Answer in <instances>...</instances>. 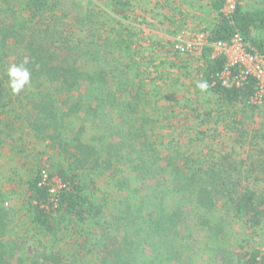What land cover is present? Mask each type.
<instances>
[{
    "label": "trees",
    "instance_id": "obj_1",
    "mask_svg": "<svg viewBox=\"0 0 264 264\" xmlns=\"http://www.w3.org/2000/svg\"><path fill=\"white\" fill-rule=\"evenodd\" d=\"M65 1L0 0V124L10 132L15 131L18 124L17 128L21 129L24 110L28 124L22 129L33 132L37 141L47 143L49 149L57 152L59 160L52 164L51 172L41 167L26 182L25 205L34 230L53 240H58L61 234L69 232L70 236H77L80 232L85 238L82 247L88 245L87 253L93 258L82 264H136L132 253L141 249L144 237L150 241L154 234L158 239L164 232L167 239L173 233L175 237L171 241L174 242L190 238V235L183 237L182 229L176 230L186 219V201L197 204L201 225L213 222L217 204L222 202L229 204L244 228L253 231L260 228L264 223V191L245 183L246 160L221 153L204 161L207 168H199L194 155L175 152V156L170 153L161 157L158 139L149 137L150 132L157 133V120L146 112L139 116L143 93L135 88L130 72L136 68L134 75H141L138 71L140 54L131 46L134 34L124 29L122 23L123 19H129L130 1L109 0L106 4L109 10L104 11L101 7L94 8L91 0L92 7L87 6L86 11L80 7L82 15L66 10ZM223 5L224 0L214 2L218 22L210 30V39L228 41L239 33L264 54V38L256 36V32H264V8L246 10L240 5L230 20L221 14ZM2 15L11 20L9 24L1 19ZM124 30L128 35L123 36ZM162 47L170 48L171 54L182 55L175 46ZM118 50L128 55L127 66L116 64L113 56ZM186 56L197 63L194 87L216 96L219 107L226 109L225 119L236 116L237 108L264 107L252 101L256 91L253 82L239 89H228L221 84L217 76L224 70L226 61L223 57H213L212 48H205L200 56ZM13 65H23L30 73V82L19 93H14L9 86L8 70ZM201 82H206V89L198 87ZM22 100L25 104L19 110L15 104L23 103ZM116 118L118 122H114ZM71 123H75L76 133ZM234 125L238 124L227 123L232 131ZM87 126L103 133L87 141L84 139ZM260 151L264 154V148ZM252 167H255L254 162L249 169H254ZM159 169L173 176L171 183L175 186L169 191L181 195L182 201L177 200L171 214L147 202L151 200L152 191L161 194L165 202L166 194L158 187L161 184L149 183L150 176ZM126 170H131L132 176L128 177L130 173ZM98 173L107 176L113 190L99 186L92 177ZM133 179L137 184L134 193L137 199L132 201L129 192ZM53 180L62 185L56 193L52 190ZM125 191L127 194L122 198L120 193ZM113 212L120 214L109 220ZM177 215L182 220L174 224ZM8 218V211L0 206V264L27 263L25 260L13 262L18 244L15 241L7 244L3 240ZM131 225H135L133 234L129 229ZM122 227L125 228L123 244L114 233V228L120 231ZM99 230L104 232L113 250H117L115 245L119 244L118 253L101 247V239L94 235ZM46 259L53 264H61L62 260L55 254L47 255ZM260 261L264 264V254L255 250L241 255L236 264Z\"/></svg>",
    "mask_w": 264,
    "mask_h": 264
},
{
    "label": "rangeland",
    "instance_id": "obj_2",
    "mask_svg": "<svg viewBox=\"0 0 264 264\" xmlns=\"http://www.w3.org/2000/svg\"><path fill=\"white\" fill-rule=\"evenodd\" d=\"M89 1L91 0H66L65 9L73 15H78L81 13L79 12L81 6L83 11H86L87 6L92 7ZM93 1L94 8L109 10L106 6L109 0ZM129 1L131 3L129 19H123L122 23L124 29L134 34L131 46L140 54L138 71L142 72L136 77L135 68L130 75L135 88L143 93V99L139 104V116L146 112L157 120V133L153 135L150 132L149 137L152 140L158 139L160 156H168L170 153L175 156V152L184 156L194 155L198 158V167L205 169L207 164L204 161L207 158L221 153H231L238 160L247 161L244 167L245 183L264 191V154L260 151L264 148V107L256 110L237 108L236 116L225 119L228 116L226 109L222 110L219 107L216 96L199 92L194 87L197 82L196 61L186 55L171 54L168 50L170 48L166 49L155 43L163 40V46H173L177 39L182 38V31L188 33L202 31L182 29V0ZM242 6L246 10L263 9L264 0H243ZM1 19L6 24L11 21L4 15ZM127 31H122L123 36L128 35ZM256 36L264 38V32H256ZM127 56L125 51L118 50L113 58L117 60L116 64L127 66L130 63ZM110 62L113 65V61ZM22 101L23 103L15 104L19 110L24 107L25 100ZM21 113L24 116L23 126H27V113L24 110ZM28 114L30 116L31 112ZM165 115L169 118L165 119ZM117 119L114 122H118ZM228 122H236L238 125H234L235 129L232 131L231 127L227 126ZM140 123L139 121L138 126ZM74 124L71 123V126L73 131L75 128L76 133L78 129ZM17 127L15 131L10 132L0 124V206L9 213L6 220L8 229L3 240L7 244L10 241L18 244V248L13 252V262L25 260L27 263L23 264H53L46 259L47 255L53 254L62 259L61 264H82L90 261L93 259L92 255L87 253L88 245L82 247L85 238L81 237L80 232L77 236H70L69 232L66 235L61 234L58 240H53L36 232L30 224L27 204L25 205L26 182L33 178L41 167H47L51 172L52 164L59 160L57 152L49 149L47 143L37 141L33 132ZM243 129L247 130V133ZM101 132L91 130L87 126L84 139L89 141L90 138L98 137ZM246 141L254 143L249 145L245 143ZM95 142L99 141L95 139ZM168 149L170 152H167ZM252 162L255 163V167L250 170ZM126 171L130 173L128 177L132 176L131 170ZM92 177L96 178L100 187L113 190V186H110L112 183L110 184L106 175L98 173ZM150 177V185L161 184L163 187H158L166 195L163 202L161 194L152 191L151 200L147 202L150 201L151 206L157 207L161 212L173 213L177 200L182 201L181 195L179 197L169 191L175 186L171 183L173 176L159 169L158 173ZM60 183L53 180L52 190L58 191L61 188ZM135 190L137 184L133 179L129 192L132 201L137 199L134 195ZM126 194L125 191L120 193V196L123 198ZM185 205L186 219L182 220L180 215L174 216V224L181 219L182 223L178 224L176 230L180 232L182 229L183 237L190 235V238L183 241L175 238L174 242L171 241V238L175 237L173 233L167 239L164 232L159 234L158 239L155 238V234L150 241L144 237L141 240L143 244L141 249L132 253L136 264H236L237 258L245 253L259 250L264 254V223L255 231L246 229L229 204L221 202L217 204V214L213 222L201 225L198 222L199 216L197 217V204L186 201ZM118 214L120 213L113 212V215L108 217L109 220ZM134 227L135 225L129 227L131 234L134 233ZM121 229L118 231L114 228V233L118 235L117 241L123 244L125 228ZM94 235L101 239V247L110 249L113 253L120 250L119 244L115 245L117 250H113L114 247L105 240L104 232L99 230ZM40 244L46 245V248Z\"/></svg>",
    "mask_w": 264,
    "mask_h": 264
},
{
    "label": "built area",
    "instance_id": "obj_3",
    "mask_svg": "<svg viewBox=\"0 0 264 264\" xmlns=\"http://www.w3.org/2000/svg\"><path fill=\"white\" fill-rule=\"evenodd\" d=\"M243 0H224L221 14L232 20ZM208 30L188 33L173 44L182 55L200 56L205 48L213 50V57H223L224 70L218 74L221 84L228 89H239L250 82L255 84L253 103L264 106V54L251 46L241 34L236 33L228 41H212ZM61 184V183H60ZM62 187V185H61ZM57 191L53 189V193ZM257 264H263L261 261Z\"/></svg>",
    "mask_w": 264,
    "mask_h": 264
},
{
    "label": "crops",
    "instance_id": "obj_4",
    "mask_svg": "<svg viewBox=\"0 0 264 264\" xmlns=\"http://www.w3.org/2000/svg\"><path fill=\"white\" fill-rule=\"evenodd\" d=\"M215 1L182 0V29L213 30L218 22V12L213 6ZM155 43L163 46V40Z\"/></svg>",
    "mask_w": 264,
    "mask_h": 264
},
{
    "label": "clouds",
    "instance_id": "obj_5",
    "mask_svg": "<svg viewBox=\"0 0 264 264\" xmlns=\"http://www.w3.org/2000/svg\"><path fill=\"white\" fill-rule=\"evenodd\" d=\"M25 63H27V61H25ZM8 75L10 77L9 86L14 93H19L22 88L30 82V73L23 65L11 66L8 70ZM198 87L204 90L207 88V84L206 82H201L198 84Z\"/></svg>",
    "mask_w": 264,
    "mask_h": 264
}]
</instances>
